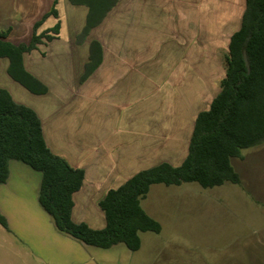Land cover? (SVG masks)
<instances>
[{"label": "rangeland", "instance_id": "rangeland-1", "mask_svg": "<svg viewBox=\"0 0 264 264\" xmlns=\"http://www.w3.org/2000/svg\"><path fill=\"white\" fill-rule=\"evenodd\" d=\"M59 8L66 38L25 56L28 68L51 87L45 113L53 150L64 149L75 163L88 165L95 149L118 164L119 148L127 145L128 175L163 160L179 164L198 112L220 90L245 0H120L89 36L82 35L84 8L67 0ZM12 36L25 42L29 33L22 26ZM94 38L105 56L84 78ZM61 130L75 132V152ZM262 150L264 142L243 149L234 161L240 184L212 189L190 183L222 193L224 206L205 207L197 199L184 229L142 233L144 248L136 257L145 256L147 264H264V216L255 215L264 209V159L249 164Z\"/></svg>", "mask_w": 264, "mask_h": 264}, {"label": "trees", "instance_id": "trees-1", "mask_svg": "<svg viewBox=\"0 0 264 264\" xmlns=\"http://www.w3.org/2000/svg\"><path fill=\"white\" fill-rule=\"evenodd\" d=\"M119 0H70L88 7L82 35L101 24ZM49 14L58 16L55 7ZM46 17V16H45ZM44 17V18H45ZM29 43L15 44L7 39L9 30L0 31V58L9 59L8 74L34 94H44L48 87L26 70L23 54L51 41L60 24L36 33ZM244 52L247 54L248 70ZM103 46L93 39L89 45V60L84 78L102 63ZM264 142V0H245V10L239 28L231 35L226 55V73L218 94L206 110L200 111L183 162L174 166L161 162L140 170L117 188L108 190L99 202L106 225L101 229L72 218L73 195L81 189L85 170L73 167L64 157L48 146L41 118L30 106L18 103L11 93L0 88V184L9 175V161H23L42 173L39 191L41 206L52 216L63 232L86 244L109 248L119 242L132 251L141 248L140 233L161 231V224L143 208L141 200L151 185H179L196 182L204 188L239 184L240 174L232 159L242 156V150ZM0 221L5 220L0 216Z\"/></svg>", "mask_w": 264, "mask_h": 264}, {"label": "crops", "instance_id": "crops-1", "mask_svg": "<svg viewBox=\"0 0 264 264\" xmlns=\"http://www.w3.org/2000/svg\"><path fill=\"white\" fill-rule=\"evenodd\" d=\"M16 1L0 0V31L9 30L7 39L11 42L15 44L29 43L35 31V24L39 21H41V24L36 29L37 34L51 29L57 23L60 24V28L56 34L49 32L55 37L53 40H44V42L37 45V48L23 54V63L26 70L41 80L48 87V91L44 94H34L15 81L8 74L9 59L7 58H0V88L7 89L15 101L32 107L38 113L42 121L45 140L55 154L64 157L73 167L85 170L83 186L73 195L72 218L75 222H85L92 228L101 229L106 225V220L99 202L104 198L108 190L117 188L140 170L150 168L161 162H169L174 166H178L186 158L188 152L179 164L163 160L152 166L138 169L128 175L127 145L119 148L122 155L118 164L115 161L109 162L98 157L95 149H91L88 152V165L75 163V158L66 154L64 149L54 151L50 142L45 113V105L51 93V87L43 77L28 68L25 56L26 53L38 50L40 44L66 38L64 37V25L59 8L60 3L64 2V0H18L22 2L19 4ZM67 1L75 8L85 9V18L82 22V27L84 28L88 7L83 4H72L70 0ZM53 7L57 10V17L49 14ZM46 21L48 22L47 25L42 27ZM22 26L25 32L29 33V38L25 42H15L12 35ZM40 27L41 29L38 31ZM103 52L105 56L104 47ZM87 56L89 60V50ZM99 66L93 73L96 72ZM59 135L62 141L66 137L72 142L73 152H75V132H64L61 130ZM236 159H232V164L241 177V173L235 167L234 161ZM256 159H259V161L264 159V150L260 151L259 154L253 155L249 160V164L251 160L255 161ZM41 181L42 173L40 171L20 160L11 159L9 161V175L7 180L0 184V216L5 220V224L0 221V264H147L144 262L145 256L136 257L135 255L137 252H142L144 248V241L141 236L144 232L140 233L141 248L137 251H132L123 242L114 244L109 248H101L86 244L71 234L61 231L56 226L52 216L39 202ZM190 183L193 182H185L179 185L163 184L165 185L164 187L160 185L162 183L151 185L148 194L141 200V204L145 211L161 224V231L156 234H162L166 229H175L177 227L184 229L186 221L190 222L193 204L197 199L202 200V206L205 207L210 205L213 209H217L219 205L221 208L224 206L222 193L205 192ZM226 184L233 183L227 182L215 187H221ZM209 188L213 189L214 187ZM156 191L164 192L156 193ZM151 193H153V196L149 197ZM257 212L260 213H256V216H264V209ZM251 221L254 222V218ZM153 236L150 238L155 239L156 237ZM151 245L149 248L155 247V243ZM152 257L156 258V256ZM156 259L158 260V258ZM156 259L154 260L157 261Z\"/></svg>", "mask_w": 264, "mask_h": 264}, {"label": "water", "instance_id": "water-1", "mask_svg": "<svg viewBox=\"0 0 264 264\" xmlns=\"http://www.w3.org/2000/svg\"><path fill=\"white\" fill-rule=\"evenodd\" d=\"M243 56H244V60H245L246 66H247V68L249 70L250 69V65H249V61H248L246 52H244Z\"/></svg>", "mask_w": 264, "mask_h": 264}]
</instances>
